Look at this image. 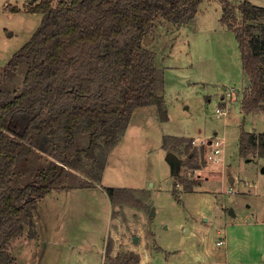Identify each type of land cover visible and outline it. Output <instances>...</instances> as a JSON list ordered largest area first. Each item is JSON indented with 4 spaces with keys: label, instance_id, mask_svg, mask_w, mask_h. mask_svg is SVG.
<instances>
[{
    "label": "rangeland",
    "instance_id": "obj_1",
    "mask_svg": "<svg viewBox=\"0 0 264 264\" xmlns=\"http://www.w3.org/2000/svg\"><path fill=\"white\" fill-rule=\"evenodd\" d=\"M38 1L0 0L3 90L21 87L25 65L11 81L2 72L40 25L41 14L29 10ZM248 1L264 7V0ZM222 7L221 0H201L186 22H154L143 43L163 71L168 120L160 122L154 104L136 107L128 129L106 151L101 183L78 171L91 186L60 189L68 177L54 184L56 194L44 196L34 211L39 239H28L26 229L8 247L16 264H114L129 252L139 256L137 264H264V158L240 156L237 146L242 129L264 130V112L235 113L237 98L227 106V96H240L245 74L235 34L220 21ZM235 16L240 20V13ZM219 108L226 110L223 116ZM172 134L186 135L185 141L164 149L163 136ZM214 139L224 141L227 159L207 158ZM78 140L82 145L86 136ZM171 151L179 159L172 174L165 160ZM45 157L36 154L27 165L36 167ZM15 172L18 184L29 175V169ZM105 187H129L135 201L111 203ZM219 239L225 246L216 245Z\"/></svg>",
    "mask_w": 264,
    "mask_h": 264
},
{
    "label": "trees",
    "instance_id": "obj_2",
    "mask_svg": "<svg viewBox=\"0 0 264 264\" xmlns=\"http://www.w3.org/2000/svg\"><path fill=\"white\" fill-rule=\"evenodd\" d=\"M54 1L30 6L41 14V23L2 72L11 81L19 66H26L18 90L0 88V264H16L8 247L26 229L28 239L37 236L34 211L54 184L68 177L60 189L91 186L78 171L101 183L106 151L123 136L136 107L154 104L159 119L167 120L160 93L163 71L143 42L157 19L186 22L201 0ZM221 1L220 21L235 34L248 80L241 107L245 113L264 112V7L248 0ZM82 135L86 143L81 145ZM238 140L240 156L264 157V131L242 129ZM184 141L162 138L164 149ZM36 154L46 156L45 163L28 166ZM17 167L29 169L21 184L14 180ZM103 190L111 203L123 197L135 201L129 188ZM105 250L112 259L110 245ZM138 261L129 252L114 264Z\"/></svg>",
    "mask_w": 264,
    "mask_h": 264
},
{
    "label": "crops",
    "instance_id": "obj_3",
    "mask_svg": "<svg viewBox=\"0 0 264 264\" xmlns=\"http://www.w3.org/2000/svg\"><path fill=\"white\" fill-rule=\"evenodd\" d=\"M245 74V73H244ZM248 80H247V77L245 76V82H244V84H243V89L241 90V94H240V96L239 97H233L234 96V94H236V93H234V94H230L229 96H227L228 98H229V102H228V105L227 106H230L229 105V103L231 102V99H233V100H236V98H237V100L236 101H232L234 104V106H235V113H237V114H241L242 112L243 113H245L244 111H243V109H242V107H241V100H242V97H243V95H244V93L246 92V90L248 89ZM163 93V92H162ZM163 95V94H162ZM223 96V97H222ZM164 99V98H163ZM226 100V98H225V96H224V94H222L221 95V97H220V104H222L224 101ZM226 103V102H225ZM219 104V105H220ZM227 104V103H226ZM164 105H165V103H164ZM166 109H167V107H166ZM259 112H263V111H259ZM259 112H250V113H259ZM224 114V113H223ZM223 114H222V116H223ZM245 114H248V113H245ZM216 117H218V115H216ZM167 120H168V115H167ZM167 120H165V121H160V122H166ZM130 125L128 124V127H129ZM128 127H127V129H128ZM126 129V130H127ZM262 131H264V130H262ZM262 131H259V132H262ZM248 132H252V133H259V132H257V131H248ZM239 134H240V132H239ZM239 134H238V138H239ZM172 135H178V136H183V137H186V135H182V134H172ZM187 137H189V135L187 136ZM238 138H237V140H238ZM222 140V139H221ZM220 141V140H219ZM222 142V144H221V147H222V150H223V144H224V141L222 140L221 141ZM237 146L239 147V140H238V143H237ZM221 150V153L218 155V156H224V158H226V152H225V147H224V153H223V151ZM239 153V152H238ZM259 158H264V157H259ZM227 159V158H226ZM247 161H252V159L251 158H247ZM169 167H170V165H169ZM170 173L172 174V173H176V171H171V169H170ZM208 180V179H207ZM231 180H233V178L231 179ZM126 188H129V187H126ZM130 188H132L134 191H135V189L137 190V188H140L139 186H136V187H130ZM189 191V190H188ZM49 194L51 193V195H55L56 194V191L55 192H48ZM47 195V194H46ZM45 195V196H46ZM43 198V197H42ZM41 198V199H42ZM40 199V200H41ZM39 200V201H40ZM38 205H39V202H38ZM38 205H37V208H38ZM36 211V210H35ZM33 217H34V215H33ZM34 222H35V220H34ZM35 225H36V223H35ZM36 229V228H35ZM25 233V232H24ZM36 234H37V236L35 237V238H32V239H34V240H38L39 239V236L41 235L39 232H38V230H36ZM18 239V238H17ZM218 241V240H217ZM217 241H216V245H224L225 246V240L223 239V242L222 243H220V244H218L217 243ZM197 258H199V257H197ZM199 264H203V262H199Z\"/></svg>",
    "mask_w": 264,
    "mask_h": 264
},
{
    "label": "built area",
    "instance_id": "obj_4",
    "mask_svg": "<svg viewBox=\"0 0 264 264\" xmlns=\"http://www.w3.org/2000/svg\"><path fill=\"white\" fill-rule=\"evenodd\" d=\"M218 115L225 113V109L221 110L220 108L216 110ZM211 146V152L207 155L208 159H213V160H218V155L221 153L222 147L221 144L222 142L219 141L218 139L210 140L208 143ZM223 239H219L217 241L218 244L222 243Z\"/></svg>",
    "mask_w": 264,
    "mask_h": 264
},
{
    "label": "water",
    "instance_id": "obj_5",
    "mask_svg": "<svg viewBox=\"0 0 264 264\" xmlns=\"http://www.w3.org/2000/svg\"><path fill=\"white\" fill-rule=\"evenodd\" d=\"M148 40V37L145 38L144 43L146 44ZM165 160H167V162L169 163L171 171L177 170L179 159L172 151L166 153ZM261 171L264 172V166L262 167ZM229 212L234 213L233 211H231V209H229Z\"/></svg>",
    "mask_w": 264,
    "mask_h": 264
}]
</instances>
